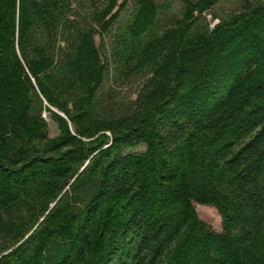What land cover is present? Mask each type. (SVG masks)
I'll list each match as a JSON object with an SVG mask.
<instances>
[{
  "label": "trees",
  "instance_id": "obj_1",
  "mask_svg": "<svg viewBox=\"0 0 264 264\" xmlns=\"http://www.w3.org/2000/svg\"><path fill=\"white\" fill-rule=\"evenodd\" d=\"M221 1L0 0V264H264V0Z\"/></svg>",
  "mask_w": 264,
  "mask_h": 264
},
{
  "label": "rangeland",
  "instance_id": "obj_2",
  "mask_svg": "<svg viewBox=\"0 0 264 264\" xmlns=\"http://www.w3.org/2000/svg\"><path fill=\"white\" fill-rule=\"evenodd\" d=\"M238 7V4L235 3L232 0H222L217 6H216V12H223L227 10L236 9ZM208 18H211L209 15ZM50 123V134L52 136L58 134V129L56 124L49 120ZM141 149H144V147H141ZM196 209L198 211L199 217L206 221L210 226L217 232H223V226H222V220L221 216L217 212V210L210 205H204V204H196Z\"/></svg>",
  "mask_w": 264,
  "mask_h": 264
}]
</instances>
